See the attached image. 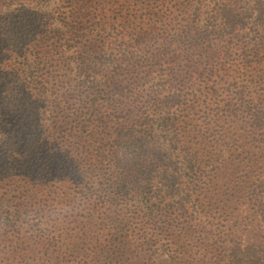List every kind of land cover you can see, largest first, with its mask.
Masks as SVG:
<instances>
[{
    "label": "trees",
    "instance_id": "trees-1",
    "mask_svg": "<svg viewBox=\"0 0 264 264\" xmlns=\"http://www.w3.org/2000/svg\"><path fill=\"white\" fill-rule=\"evenodd\" d=\"M0 264H264V0H0Z\"/></svg>",
    "mask_w": 264,
    "mask_h": 264
}]
</instances>
